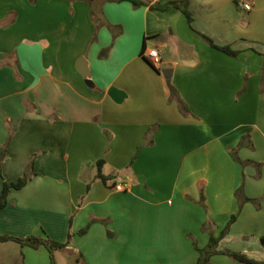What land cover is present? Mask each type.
<instances>
[{"label":"crops","instance_id":"obj_1","mask_svg":"<svg viewBox=\"0 0 264 264\" xmlns=\"http://www.w3.org/2000/svg\"><path fill=\"white\" fill-rule=\"evenodd\" d=\"M141 1L0 0V190L29 176L0 235L70 236L78 264H197L235 217L218 250L264 262V0H189L191 24L150 9L181 0ZM26 247L0 243V264H52Z\"/></svg>","mask_w":264,"mask_h":264},{"label":"trees","instance_id":"obj_2","mask_svg":"<svg viewBox=\"0 0 264 264\" xmlns=\"http://www.w3.org/2000/svg\"><path fill=\"white\" fill-rule=\"evenodd\" d=\"M31 1L34 2L35 0H31ZM70 1H74V0H70ZM103 1L117 2V3L130 2L135 8L144 6V2H142L141 0H103ZM188 4H189V0L173 1V2H168L166 4H163V5L156 3L154 5H151L150 9L151 10H158V11H162V12L168 11L170 9H178L186 16L188 23L191 24L192 18H191L189 11H188ZM204 38L209 41L211 46H213L214 48H216V49H218V50H220V51H222V52H224V53H226L232 57H237L239 55V52L232 50L231 47H219V46L215 45L212 41H210L207 37H204ZM169 89H170L171 98L176 99V101L178 102V104L180 106L181 111L184 114L188 113V111H189L188 107L180 98L177 90L172 85H169ZM5 148H6V146L4 147V149ZM32 163L33 162H31L29 165L30 169L32 168ZM248 163H252V162H250V161L243 162V164H248ZM104 164H105L104 161H98V163H97V166H98L97 178L103 180L104 182H107L109 179L107 177L103 176V174H102V168H103ZM257 165H258V168L261 167V165H259V164H257ZM0 177H1V175H0ZM28 181H29V176L25 175L23 178L19 179L17 182H6V181L3 182L2 188L0 190V213L6 208V206L8 204V196H9L10 192L12 190L22 189L28 183ZM262 200H264V197ZM242 201L243 202H250L251 200L248 198H244ZM253 202L259 204L261 202V200H253ZM234 220H235V217H232L230 223L227 225V227L224 230L221 231V233L218 237H214L212 234H210L209 243H208L206 248L198 249L195 241L193 242L194 247L200 253V257H199L197 264H210V260L214 255L228 256V257L232 258L238 264H264V262H260V261H256L254 259H251L241 252H236V251H231V250H222V251L218 250L219 242L228 233L229 227L234 222ZM89 226L90 225H88V227H86L85 229L81 230L79 232V234H85L86 231L88 230ZM203 229L205 230V227ZM70 238L71 237L69 236L68 240L66 242L60 243V242H57V241L50 239L49 237H42V236H29L26 238H16V237L7 236V235H0V243L15 242L21 246H28V247H31L34 249H38L40 247H45L50 253V258H51L52 264H56L54 252L57 250L65 249L70 243Z\"/></svg>","mask_w":264,"mask_h":264},{"label":"built area","instance_id":"obj_3","mask_svg":"<svg viewBox=\"0 0 264 264\" xmlns=\"http://www.w3.org/2000/svg\"><path fill=\"white\" fill-rule=\"evenodd\" d=\"M239 7L242 8L245 11H250L251 7L250 5L244 3V2H239L238 3ZM145 58L148 60V62L154 67V68H159L161 64V52L159 49H152L150 50L146 55ZM112 188L114 191H124L127 188V184L123 182H117L112 184Z\"/></svg>","mask_w":264,"mask_h":264},{"label":"water","instance_id":"obj_4","mask_svg":"<svg viewBox=\"0 0 264 264\" xmlns=\"http://www.w3.org/2000/svg\"><path fill=\"white\" fill-rule=\"evenodd\" d=\"M79 72L82 74V76L85 78V83L88 87H93V83L91 80V75L89 72L85 71V70H80L78 69ZM168 72L170 73V70L167 71H163V75L165 78H170V74H168ZM109 95L110 97L116 102V103H121L124 100V94L116 89H111L109 91Z\"/></svg>","mask_w":264,"mask_h":264},{"label":"rangeland","instance_id":"obj_5","mask_svg":"<svg viewBox=\"0 0 264 264\" xmlns=\"http://www.w3.org/2000/svg\"><path fill=\"white\" fill-rule=\"evenodd\" d=\"M38 236H41V235H38ZM22 247L24 248V250L26 249V251H34L32 249H28L26 246H22ZM45 253H47V252H45ZM54 256H55L56 264H78L77 263L78 257L71 255L70 252H64L63 250H57L54 252ZM226 257H228V256H226ZM228 258L232 262H235L232 258H230V257H228ZM210 264H212V263L210 262Z\"/></svg>","mask_w":264,"mask_h":264}]
</instances>
